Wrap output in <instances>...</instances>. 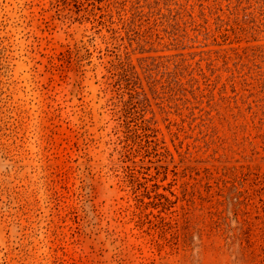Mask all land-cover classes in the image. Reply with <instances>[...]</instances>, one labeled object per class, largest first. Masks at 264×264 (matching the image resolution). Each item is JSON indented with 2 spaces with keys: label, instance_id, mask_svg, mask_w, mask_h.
<instances>
[{
  "label": "rangeland",
  "instance_id": "1",
  "mask_svg": "<svg viewBox=\"0 0 264 264\" xmlns=\"http://www.w3.org/2000/svg\"><path fill=\"white\" fill-rule=\"evenodd\" d=\"M0 264H264V0H0Z\"/></svg>",
  "mask_w": 264,
  "mask_h": 264
}]
</instances>
